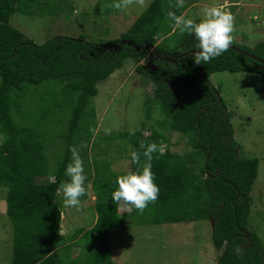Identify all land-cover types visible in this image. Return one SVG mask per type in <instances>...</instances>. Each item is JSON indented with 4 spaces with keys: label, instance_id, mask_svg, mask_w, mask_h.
<instances>
[{
    "label": "trees",
    "instance_id": "1",
    "mask_svg": "<svg viewBox=\"0 0 264 264\" xmlns=\"http://www.w3.org/2000/svg\"><path fill=\"white\" fill-rule=\"evenodd\" d=\"M191 1L195 0H185L182 8L175 9L169 8L170 0H152L120 37L103 43L58 35L36 44L9 25L10 17L60 15L61 6L56 0H0V188L7 189L6 210L12 226L10 264H113L109 233L128 221L146 225L212 221L211 243L222 250L217 264H264V248L247 226L258 160L238 155L230 114L219 90L209 83L214 73L264 76V71L257 68L260 63L230 48L210 63L196 65L191 59L198 51L194 37L173 31L167 19L168 11L179 15ZM231 45L264 61V41L252 48ZM153 50L156 53L148 56ZM128 60L138 74L146 75L150 86L152 100L145 101V119H150L153 103L162 114L156 128H146L142 122L134 132L117 133L129 144V166L136 167L130 165V152L142 151L141 141L168 143L167 129L187 139L190 150L152 154L151 170L160 191L143 214L135 208L123 215L118 212L111 194L116 177L124 172H105L103 163L95 164L94 223L90 229H74L64 241L59 234L61 202L56 189L71 159L69 146L92 134H83L82 123L93 115L90 103L97 95V84ZM52 87L57 91L51 92ZM36 99L45 108L50 106L32 118L27 106ZM55 110L68 112V118L63 150L51 169L41 122H47ZM50 175L51 182L36 181ZM68 241L72 242L68 248L81 249L77 258L61 255Z\"/></svg>",
    "mask_w": 264,
    "mask_h": 264
},
{
    "label": "rangeland",
    "instance_id": "2",
    "mask_svg": "<svg viewBox=\"0 0 264 264\" xmlns=\"http://www.w3.org/2000/svg\"><path fill=\"white\" fill-rule=\"evenodd\" d=\"M151 1L146 0L144 7L133 4L118 11L107 6L113 0H56L55 3L63 9L60 15L27 17L15 13L10 17L9 25L36 44L58 35L103 43L120 37ZM213 4L224 6L234 15L233 43L252 48L264 41V0H195L188 4L183 14L198 21L201 9ZM96 5L99 6L98 14H95ZM135 66L132 60H128L107 80L97 84V95L90 103L93 115L82 123V132L84 134L94 128L98 129V135L95 139L93 134L88 135L75 146L84 161L87 177V194L80 198L82 210L65 207L62 195H58L61 202L59 234L64 241L74 229H90L94 223L95 197L91 182L95 164L103 163L105 172H124L129 167V144L117 138V133L134 132L142 122L146 128H156L155 121L162 116L153 103L151 117L145 119V101L152 100V95L146 75L138 74ZM209 83L219 90L218 96L230 114L233 139L239 145L238 155L258 160L257 176L249 194L247 226L264 248V76L221 72L212 74ZM52 91H57V88L52 87ZM45 106L36 99L33 105L27 106V113H33L32 118H37L49 109L50 103L47 108ZM13 117L18 120L14 111ZM67 118L68 112L61 114L55 110L47 122H41L45 156L51 169L56 166L63 150L62 136L66 132ZM165 135L168 143L161 145L163 149L177 154L190 150L187 139L179 133L167 129ZM66 179L64 176L63 181ZM36 181L47 183L53 178L50 175ZM6 192V188H0V264H10L12 255V226L7 216ZM118 212L122 215L128 213ZM211 229L209 221L161 225L128 221L123 228L109 233L111 258L113 264H217L222 250L213 247ZM71 243L66 242L60 253L77 258L81 249L68 248Z\"/></svg>",
    "mask_w": 264,
    "mask_h": 264
},
{
    "label": "clouds",
    "instance_id": "3",
    "mask_svg": "<svg viewBox=\"0 0 264 264\" xmlns=\"http://www.w3.org/2000/svg\"><path fill=\"white\" fill-rule=\"evenodd\" d=\"M184 3L185 0H176L175 4H172L170 0L168 6L179 9L184 6ZM133 4L144 7L146 0H113V3L107 6L120 11ZM167 19L172 22L170 26L173 31L178 30L181 34L188 33L194 37L198 51L192 53L191 59L196 65H201L202 62L210 63L214 58L226 52L233 43L232 33L235 30V17L219 4L204 6L198 21L186 17L183 13L177 15V12L172 10L167 12ZM90 131L95 139L98 129L90 128ZM139 148L142 151L133 150L130 152V165H135V169L129 166L125 169L124 174L116 177L117 187L112 192L111 199L118 210L130 212L132 208H135L140 214H143L149 204L155 203L158 199L160 191L154 182V174L151 170L152 154L157 151L162 154L164 149L156 142L146 144L144 141L140 142ZM69 151L71 159L65 169L67 179L60 183L56 192L58 195H62L65 207L81 211L80 198L87 194L84 161L77 147L69 146ZM141 157L144 158L143 162Z\"/></svg>",
    "mask_w": 264,
    "mask_h": 264
},
{
    "label": "water",
    "instance_id": "4",
    "mask_svg": "<svg viewBox=\"0 0 264 264\" xmlns=\"http://www.w3.org/2000/svg\"><path fill=\"white\" fill-rule=\"evenodd\" d=\"M229 48L232 49V50H234V51H236V52L242 53V54H244V55L250 57L252 60L256 61L257 63H260V66H257V68H258L260 71H264V61H261V60L255 58L254 56H251V55H249V54L243 52L242 50H240V49H239L237 46H235V45H231ZM148 65H149V67H150L151 69H153V68L151 67V63H149ZM210 224H211V226H212L213 222L210 221Z\"/></svg>",
    "mask_w": 264,
    "mask_h": 264
},
{
    "label": "flooded vegetation",
    "instance_id": "5",
    "mask_svg": "<svg viewBox=\"0 0 264 264\" xmlns=\"http://www.w3.org/2000/svg\"><path fill=\"white\" fill-rule=\"evenodd\" d=\"M151 53H156V52L153 50V51H151V52L148 54V56H149ZM178 57H179V56H178Z\"/></svg>",
    "mask_w": 264,
    "mask_h": 264
}]
</instances>
